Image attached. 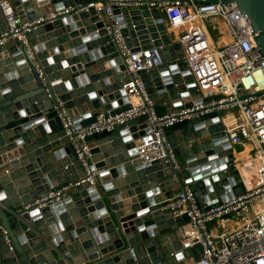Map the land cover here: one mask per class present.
I'll use <instances>...</instances> for the list:
<instances>
[{
    "label": "water",
    "instance_id": "obj_1",
    "mask_svg": "<svg viewBox=\"0 0 264 264\" xmlns=\"http://www.w3.org/2000/svg\"><path fill=\"white\" fill-rule=\"evenodd\" d=\"M9 1L21 23L44 20L28 34L32 58L16 41L0 47V264L197 261L200 246L180 251L178 244V230L188 219L173 218L160 209L166 199L186 190L200 210L203 202L206 209L223 202L227 183L235 196L243 193L219 114H205L194 123L184 120L168 128L166 138L174 157H181L179 171L159 162L142 165L135 158L133 142L143 132L132 125L87 137L94 185L81 183L87 175L75 162L55 107L62 104L76 127L94 123L99 111L115 115L129 109L123 106L126 98L120 91L124 78L118 74L120 60L93 10L46 18L90 0ZM126 1L127 7H113L126 46L134 52L152 41L155 47L162 46L160 67L142 75L155 80L153 85L145 82L151 99L161 100L166 108L197 104L201 95L181 61L179 45L170 42L161 11L149 10L145 0ZM222 2L236 4L264 57V0ZM4 29L0 11V33ZM52 61L60 64L52 66ZM109 68L113 70L104 72ZM220 99L213 96L202 101ZM122 145L127 154L112 158ZM9 179L21 199H13ZM64 188L70 194L63 200L40 210L36 206L23 209ZM18 209L16 217L13 213Z\"/></svg>",
    "mask_w": 264,
    "mask_h": 264
},
{
    "label": "built area",
    "instance_id": "obj_2",
    "mask_svg": "<svg viewBox=\"0 0 264 264\" xmlns=\"http://www.w3.org/2000/svg\"><path fill=\"white\" fill-rule=\"evenodd\" d=\"M212 1L145 0L149 10L161 11L169 26L170 42L179 45L181 61L201 95L199 102L192 103L189 108L165 107L167 110L163 113L157 112L156 102L145 87L146 81L153 85L155 80L150 76L147 79L142 77L150 69L160 67L158 51L162 46L155 47L152 41L135 52L126 46L120 20L113 10L114 6L127 7L126 0H91L47 16L52 20L57 16H77L93 10V16L103 22L108 44L114 46L120 60L118 74L124 75L120 91L126 98L123 106H129L115 115L99 111L95 122L86 127H76L62 104L55 107V112L74 152L75 162L87 175L81 183L89 186L94 185V179L89 171L91 154L87 137L111 131L117 126H127L135 119L145 117L139 129L134 126L138 133L143 132L133 142L135 158L142 165L159 162L179 171L181 164L166 138L168 128L174 123L184 120L194 123L202 115L218 113L221 131L235 156L234 164L243 193L235 196L232 186L227 183L223 186L225 200L210 209H206L208 205L203 202L200 210L191 192L186 190L184 194L166 199L160 210L171 213L173 218L185 216L188 219L177 233L180 251L196 245L201 248L197 261L190 258L183 264H264V57L254 41L249 23L236 4ZM0 11L5 23L4 31L0 33V47L16 41L32 58L28 34L44 19L21 23L9 0H0ZM205 22L210 25L211 33ZM222 32L226 34L224 44H220ZM178 74L183 79L182 73L178 71ZM213 96H221V99L209 103L202 101L204 97ZM247 145L252 148L248 155L252 159L249 163L237 165L240 159L236 156L243 153ZM238 146L242 149L236 152L234 148ZM66 190L51 193L24 205L23 209L36 206L40 210L59 202ZM20 211L16 210L13 215L17 217Z\"/></svg>",
    "mask_w": 264,
    "mask_h": 264
},
{
    "label": "crops",
    "instance_id": "obj_3",
    "mask_svg": "<svg viewBox=\"0 0 264 264\" xmlns=\"http://www.w3.org/2000/svg\"><path fill=\"white\" fill-rule=\"evenodd\" d=\"M90 1H91V0H90ZM48 16H49V15H48ZM172 31L174 32L175 30L172 29ZM79 38H81V37H79ZM225 39H226V38H225ZM222 40H224L223 37H221V41H222ZM140 44H143V42H140ZM56 56H60V55H56ZM59 62H60V61H57V62H56V61H52V66H56V67H57L58 64H60ZM85 66H86V65L84 64L83 67H85ZM112 70H113V68H109V69H107V70H104V72H110V71H112ZM0 76L3 77L2 74H1V71H0ZM104 79L107 80L108 77H105ZM104 79L101 80V82L104 81ZM101 89H102V88L98 89V91H101ZM160 102H161V105H162V106H159V107L157 108V111H158V113H163V112H165L167 109H166L165 107H163L164 104H163V102H162L161 100H160ZM156 103H157V102H156ZM156 103H155V105H156ZM106 105L109 106V103H107ZM132 126H137L138 129L141 127V126H140V123H134V122H133ZM105 145H107V144H105ZM125 147H126V146H125ZM125 147H124L123 145L120 146V147H119L120 152H119L118 154L113 155L112 158L117 159V158H119V157H122V156L126 155V154H127V149H126ZM106 152L109 153V150H106L104 153H106ZM245 152H246V151H245ZM110 155H112L111 152L109 153L108 156H110ZM67 159H68V158H67ZM106 160H107V162H109V159H108V158H107ZM179 163H181V161H180ZM6 164H8V163H6ZM4 165H5V164H4ZM7 181H8V180H7ZM8 185L10 186V188H11V192L13 193V195H12L13 199H19L20 197H19V195H18V192L16 191V188H15L16 186L13 185V184H11V180H10V179H9V181H8ZM64 194H65V196L63 197V199L66 198V197L70 194L69 189H67V190L64 192ZM20 199H21V198H20ZM162 232H165V231L163 230ZM66 244H68V242H66ZM82 253H83L82 250H79V252H77V254H79V255H81Z\"/></svg>",
    "mask_w": 264,
    "mask_h": 264
},
{
    "label": "bare ground",
    "instance_id": "obj_4",
    "mask_svg": "<svg viewBox=\"0 0 264 264\" xmlns=\"http://www.w3.org/2000/svg\"><path fill=\"white\" fill-rule=\"evenodd\" d=\"M220 36V38L221 37H223V39L224 40H222L221 42H220V44H224L225 43V41H226V34H224L223 32L221 33V35H219ZM246 147H249L250 148V150H252V148H251V146L250 145H247ZM245 147V148H246ZM237 158H239L240 160H238L237 162H236V164L237 165H241V163H243V164H246V163H249L250 161H251V157H249L248 155H247V153L244 151L243 153H240V154H238L237 156H236Z\"/></svg>",
    "mask_w": 264,
    "mask_h": 264
},
{
    "label": "rangeland",
    "instance_id": "obj_5",
    "mask_svg": "<svg viewBox=\"0 0 264 264\" xmlns=\"http://www.w3.org/2000/svg\"><path fill=\"white\" fill-rule=\"evenodd\" d=\"M205 25H206L208 31L211 33L210 25H209L207 22H205ZM164 26H165V30L168 31L169 26H168V24L166 23V21H164ZM223 33L225 34V32H223ZM159 106H162L160 100L157 101V103H156V105H155V109L157 110V108H158ZM163 107H165V106H163ZM141 122H143L142 119H141L140 123H141ZM132 124H133V122L130 123L129 125H132ZM234 149H235L236 152H239V151H241L242 148H241L240 146H238V147H235ZM245 149H246V148H245ZM251 151H252V150H249L248 155L251 153ZM180 158H181V157H179V159H177L178 162L181 161Z\"/></svg>",
    "mask_w": 264,
    "mask_h": 264
},
{
    "label": "trees",
    "instance_id": "obj_6",
    "mask_svg": "<svg viewBox=\"0 0 264 264\" xmlns=\"http://www.w3.org/2000/svg\"><path fill=\"white\" fill-rule=\"evenodd\" d=\"M157 112H158V111H157ZM249 150H250V148H249V147H246L245 151H246L247 155H248ZM249 157H250V156H249Z\"/></svg>",
    "mask_w": 264,
    "mask_h": 264
}]
</instances>
